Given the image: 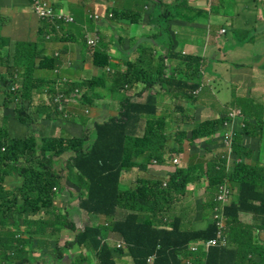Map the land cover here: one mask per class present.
<instances>
[{
	"label": "trees",
	"instance_id": "trees-1",
	"mask_svg": "<svg viewBox=\"0 0 264 264\" xmlns=\"http://www.w3.org/2000/svg\"><path fill=\"white\" fill-rule=\"evenodd\" d=\"M152 1L164 9L159 12L158 19L180 21L175 9L184 0H176L175 4ZM113 14L116 18L129 19L132 23L135 21L130 12ZM153 24L151 22V28ZM159 33L162 40H167L161 29ZM170 44V40L165 44L158 43L162 52L158 59L159 72L155 77L149 75L150 70L144 67L143 60L139 59L138 64L124 62L126 71L122 72L105 49L92 50V62L102 71V75L96 77L97 84L93 89L100 83L107 84L112 74H121L114 78L110 95V98H119L118 114L105 121H96L92 137L86 133L73 138H38L35 133H31L22 138H13L0 128V264H66L65 254L83 246L94 253L100 264H117L115 252H127L135 264H150L147 258L153 253H157L153 264H186L181 256L192 259L188 264H264V245L259 246L264 241L256 234L264 229V165L259 161L247 164L243 157L247 151L251 152L243 144L244 138L255 137V132L261 131L263 120L252 119L248 110L245 109L246 118L240 125L241 129H236L231 154L223 142L220 145L224 152L210 157L206 155L213 151L199 152L193 149L189 154V165L168 173L166 184L164 179L158 178L153 183H143L140 188L138 185L131 189L121 188L125 174L142 168L141 157H157L160 163H164L170 143L166 118L157 116L158 94H151L150 90L155 85H159L162 90L174 85L198 93L202 87L200 81L177 80V74L167 64L166 54L172 51ZM150 54L155 57L153 49ZM52 61L45 57L39 63ZM180 61L191 67L195 64L200 72V58L184 56ZM137 83L144 87L135 99L118 89L129 88ZM80 87L86 88L85 83H72L69 89ZM22 88L24 91H20L19 86L16 93H10L13 101L16 96H21L20 101L29 97L26 91L27 78H24ZM61 88L46 106L54 108L55 114L65 115L67 110L64 107L60 109L55 101L58 97H70ZM22 110V104L14 110L18 122L26 126L34 123L27 122L29 115ZM227 119L222 115L217 119L198 122L188 132L177 136L183 137L192 147L197 139H207L202 146H212L216 141L213 140L214 135L223 132ZM65 154L71 156L65 159L62 157ZM58 160H63L65 164V176L55 169ZM9 174H16L23 181L16 190L4 188V177ZM203 177L208 181L207 190H217L214 208L220 206V186L227 185L231 190L232 200L224 206L226 219L222 235L226 244L211 246L206 252H191L188 256L184 253L189 251L191 242L216 237L217 221L213 220L199 229H183L182 219L178 217L168 225H162V222L172 212L176 196L184 195L190 184L200 182ZM63 179L66 180L65 184ZM65 194L72 199L64 205ZM72 207L95 217L113 219L117 215L125 216L112 221L108 226L110 229L92 223L78 228L68 220L66 214L67 209ZM241 212L250 213L260 225L243 223ZM62 228L70 229L75 234L60 245L55 235ZM49 229H52L50 235L47 234ZM108 230L118 234L128 249L110 245L105 240ZM86 262V257L77 256L73 264Z\"/></svg>",
	"mask_w": 264,
	"mask_h": 264
},
{
	"label": "crops",
	"instance_id": "crops-1",
	"mask_svg": "<svg viewBox=\"0 0 264 264\" xmlns=\"http://www.w3.org/2000/svg\"><path fill=\"white\" fill-rule=\"evenodd\" d=\"M54 5L55 8H64L63 10L70 13L75 18L74 23H54L48 24L45 21H39V23L32 28V43L39 46V49L31 51V49H24L21 47L22 44H16V42L10 38L12 30L17 26V24H12L14 20L18 18H25L30 13L34 15L29 8V0H0V88L9 93L10 88L14 85L20 86V91L24 78L28 80L29 89L37 85L40 82L54 84V79L62 76L68 81L71 78H79L78 74L72 75L77 70L66 69V62H71V60H77L78 56L84 51L86 52L88 58L92 57L90 48L87 45V39L93 38L94 35L100 37V41L97 47L100 45L108 46L111 50L110 44L114 40H119L123 44V48L126 46L127 41L135 45L134 49L127 52L125 59L131 61L143 60V65L154 73V77L159 72L158 59L162 52V48L158 46V43L165 44L167 40L161 39V34L159 30L160 26L155 23L158 22V15L163 7L157 5L156 10L151 7L152 0H48ZM164 4H175L176 0H162ZM254 2L250 6V10L246 15L244 13L245 24L251 25L255 32L251 43L240 45L234 43L226 49V44H219L218 42H212V55L207 58L212 61V69L201 70L202 74V87L198 90L194 101L193 108L198 111L199 117L206 116L204 119L199 121H205L207 119H217L222 115H228L229 109L234 108L242 111L241 124L245 121V109L251 114L252 119L261 118L263 123L261 124V131H254L256 136L249 137L251 140L256 142V145H252L247 154H243L244 162L247 164L257 163L258 161L264 165V4H258L261 0ZM203 4V2H201ZM148 4L149 7L146 8L149 12H152L155 16L154 20L148 22L147 26H141L140 30H133L129 24L120 23L114 18L108 20L104 23L88 24L85 19H89V15L96 11H101L104 6H107L109 11L113 13L114 9H119L120 12L128 11L134 14H142L145 12L144 6ZM260 5V6H258ZM176 15L180 19L185 17V13L180 6L175 9ZM250 13V14H249ZM34 17H36L34 15ZM27 19V18H25ZM37 19V17H36ZM109 19V18H108ZM151 22L154 23L151 28ZM26 22H21V24ZM181 30L178 32V36L174 37L176 45L174 43L170 44L171 52L167 53L168 56L167 64L170 65L171 70H173L177 77L183 75L188 76L195 72L196 65L193 67L184 64L180 61V58L184 56H192L200 58L202 60L203 45L191 43L190 39L184 35V21H181ZM25 26L21 25L19 28L23 29ZM222 30V29H221ZM216 40V39H215ZM176 47V48H175ZM175 48V50H174ZM155 51V57L150 54L151 50ZM59 53L60 57H54L55 54ZM4 57L7 61H17L21 62L19 66L12 67L7 66L4 69L2 64H6ZM48 58L53 60L54 63L59 66V72L56 73L51 70H38L36 69V64L41 58ZM30 58V59H29ZM206 58V59H207ZM114 63H116L119 69L123 72V65L126 62L121 59V56H113ZM93 64V63H92ZM71 70V71H70ZM70 71V72H69ZM97 71V70H96ZM69 72V74H67ZM98 72V71H97ZM79 73V72H78ZM100 73V72H99ZM72 75V76H71ZM98 76V75H97ZM0 90V91H1ZM2 92V91H1ZM5 95V94H4ZM99 95V94H98ZM91 96H94L93 92L91 94H86L82 102L77 105L71 106L67 110L68 117L59 113L55 114L53 112L54 108L46 106L47 104H38L32 106L33 114L27 122L34 121L29 127H31V133L34 131L37 137L46 138H73L74 136H81L83 134H89L92 137L93 125L96 121H105L109 118L116 116L117 109L119 108L118 98H110L106 95L108 101L99 102L97 104L89 105L88 102L91 100ZM98 97H101L100 95ZM87 99H89L87 101ZM8 105L5 96L0 100V108H4ZM107 105V108H103ZM51 108V110H50ZM183 109V108H181ZM223 109L225 111H223ZM11 122L8 118L0 120V128L4 129L5 126H11ZM78 123V124H77ZM240 124V123H239ZM237 125L239 128L240 125ZM7 131V130H6ZM140 128L138 133L140 134ZM8 133V131H7ZM261 135L259 136V134ZM9 136V133H8ZM208 141L204 139V143ZM216 144V142H215ZM220 144V143H219ZM259 145V146H257ZM210 148V147H208ZM208 153L206 157H210L213 154L224 152L221 148H213L207 150ZM190 149L188 145H184L182 163L184 167L188 166L190 163ZM146 156L141 157L140 162L145 159ZM65 164L63 160H58L55 169L61 175L66 174L64 170ZM173 167L169 164L162 167L165 173H170ZM5 177L4 188L6 190L12 191L16 190L18 187L12 188L10 186L8 177ZM141 176L140 171H131L124 175L122 183L127 184L131 182H136ZM65 179H63V184H65ZM168 179H164V183ZM200 184H190L188 187V192L185 196V200L192 196L191 190L198 189L197 193H194V199L196 206L199 204V200H204L206 203L215 202V195L217 190H207L208 181L205 177L201 179ZM73 189L72 187H70ZM74 190V189H73ZM72 199L68 195L63 196L64 205ZM179 201V200H178ZM178 201L175 203L177 204ZM68 205V204H67ZM190 217L194 213V205H189ZM66 214L68 215V220L74 223L78 227L79 217L87 218L90 223L93 220H100L105 217L91 216L82 209L76 207L68 208ZM109 221L111 219H108ZM87 224V223H86ZM85 224V225H86ZM163 225V223H162ZM183 225V219L182 224ZM79 228V227H78ZM67 228H62L55 237L60 240V245H63L66 239H72L73 236L69 234ZM52 229L47 232L48 235L51 234ZM117 236V238H116ZM105 239L112 246L115 245L118 239H121L118 234L114 232H107ZM190 250L185 252V255H190ZM65 263L73 264L74 254L69 250L65 254ZM71 256V257H70ZM95 256V255H94ZM182 261L188 264L189 260L187 257H182ZM117 264H134L131 257L121 258L120 261H116ZM56 264V262L48 263ZM200 264V263H194Z\"/></svg>",
	"mask_w": 264,
	"mask_h": 264
},
{
	"label": "rangeland",
	"instance_id": "rangeland-1",
	"mask_svg": "<svg viewBox=\"0 0 264 264\" xmlns=\"http://www.w3.org/2000/svg\"><path fill=\"white\" fill-rule=\"evenodd\" d=\"M48 1V0H46ZM49 2V1H48ZM203 2V4L201 3ZM256 3L258 1L253 0H184L183 3H181V8L183 9L185 13L184 18H180V21L177 22L174 19H162L159 18L158 22L155 24L160 26L161 31L164 32V36L167 40H170L171 43H174L176 45V41L174 40V37L178 36L179 30H181L182 25L180 24L181 21H184V35L187 36L190 39L191 43L195 44H202L204 45L202 47L203 53H202V60L200 67H199V73L198 68L195 67V72L191 73L188 76H185L182 73L181 76L177 77V80L183 79V80H190V81H200L202 82V74L201 70L204 69H212V61L211 59L207 58L208 56H214L212 55V42H218L219 44H226L225 48L229 49L231 45L234 43H238L240 45L251 43V40L253 36L255 35V32L253 30V27L251 25H246L244 22L246 21L244 18V13L249 12L250 6L253 3ZM264 3V0L259 1L258 4ZM50 3V2H49ZM31 4V3H30ZM50 5H53L50 3ZM54 6V5H53ZM157 5L155 3H151V7L156 10ZM260 6V5H258ZM149 5L146 4L144 6L145 12L142 14H137L136 12L134 14H131L135 17L134 23L129 21V19H122V18H116L113 13L109 11L107 6H104L101 11H96L93 14L89 15V19L86 18L85 21L88 24L95 23H104L108 21L107 14L109 16L114 17L115 20H117L120 23L129 24L130 27L133 30H140L141 26H147L148 22L151 20H154L155 17H153V13L146 10ZM264 7V4L262 5ZM30 11H31V5H29ZM64 8H57L55 10L56 14H59L60 12L62 14H67L71 19H73L72 22H75L74 16H72L70 13L63 10ZM161 8H159L158 12ZM114 12H120L119 9H114ZM173 13H175L174 10H171ZM32 12V11H31ZM128 12V11H123ZM161 12H163L161 10ZM33 13V12H32ZM34 14V13H33ZM250 14V13H249ZM35 15V14H34ZM30 13L28 15L27 19L18 18L17 20H14L12 24H17L18 27L14 28L12 30V34L10 35V38H12L16 44H22L21 47L28 50L31 49V51H37L39 49V46L34 45L31 41L32 39V28L36 26L39 21L36 19ZM179 19V18H178ZM45 21L49 22L50 24L59 23L56 21H51L48 19H44ZM21 22H26L22 23ZM24 25L25 27L23 29L19 28V26ZM222 29V30H221ZM223 30L226 32L223 33ZM93 38L96 39V44L91 47L95 48L97 47L98 41H100V37L98 35H94ZM216 39V40H215ZM212 41V42H211ZM111 50L108 49V46L100 45L97 49H105L106 52L110 54V57L115 56H121V59L125 61H129L132 63L138 64L137 60L131 61L129 59H125L124 56H127V52L132 49H134L135 45L131 44L130 41H127L126 46L123 48V44L120 43L119 40H114L112 44H110ZM92 52V50H90ZM159 54H161V51H159ZM92 55V54H91ZM54 57H60V54L57 53L54 55ZM207 58V59H206ZM5 63L2 64L4 69H7V66L17 67L20 65L21 62H11L7 61V58L4 57ZM92 57L88 58L86 52L84 51L82 54H80L77 58V60H71V62H66V69L71 70H77L74 74H78L79 78H71L69 81L59 76L54 79V84L44 83L40 82L37 85L33 86V88L29 89V86L27 88L28 96L27 98H24L22 101H20L21 96H16V99L13 101L10 97V93L3 88L0 91V100L3 96H5L8 105L4 108H0V120L4 118H8L12 123L11 126H5L3 130H7L9 133V137L13 138H22L28 135H31V128L29 126H26L24 124H20L18 122V117L16 115V112H14L15 109H19V105H23V110L27 113H29L30 117L33 114V108L32 106L38 105V104H47L50 102L51 98L55 94V92L60 89L68 93L70 97H66L63 99L62 104L64 109L68 110L71 106L77 105L83 100V96L86 94H91L93 92L94 96H91V100H89L88 104H97L99 102H107L108 99L106 98V95L110 97L112 93L111 85L114 81V78L119 77L121 74H112L107 84H102L96 86V88L93 89V87L97 84L96 77L97 75H102V71L96 68L94 64H92ZM36 69L38 70H51L56 73L59 72L58 67L59 65L52 62L43 63L40 65L38 62L36 64ZM123 72L126 71V64L123 65ZM192 68V67H191ZM70 70V71H71ZM98 72H97V71ZM69 71V72H70ZM69 72L67 74H69ZM79 72V73H78ZM100 72V73H99ZM71 75V76H72ZM149 75L154 77V73L149 72ZM75 82H83L85 83V87L80 88H74L69 89L70 84ZM64 86V87H63ZM144 85L141 83H137L132 87L129 88H118L122 89L126 95L131 96L133 99H135L136 95L140 93L143 90ZM91 90H89V89ZM151 94H158V103H157V116L159 117H165L167 121V133L170 138V143L167 146V153L165 155L164 163H160L159 159L157 157H151L148 158L147 156L145 159H143L140 163L142 164V168L138 171L141 172V176L137 179L136 183L132 184H121L122 189H131L135 185H138V188L143 186V183L149 182L153 183L158 178L162 179H168V174L165 173L162 170V167L169 164L173 167L172 171L177 167L173 164L174 158H178L182 160L184 158L183 149L184 145H188L190 151L194 149L199 150V152H206L207 150H211L213 148H220L221 145L219 144L223 140V136L218 133L215 134L213 137V140H216V144H213L212 146L206 145L202 146L204 143V139H197L194 143V146L192 147L187 140H184L183 137L177 136L179 133L188 132L191 128H194V126L201 119H204L206 116L199 117L198 111L193 108V101L197 94L195 90L192 89H180L176 86H171L169 89L162 90L159 85H155L151 90ZM5 94V95H4ZM101 97H98L99 95ZM118 98V97H117ZM119 100V98H118ZM88 101V100H87ZM120 102V101H119ZM103 108H107V105H104ZM183 108V109H181ZM230 111H233L234 108H230ZM223 111H225L223 109ZM229 111V112H230ZM238 111V110H236ZM68 116V114H65V117ZM240 124L241 120L239 119ZM78 124V123H77ZM144 124V121H143ZM2 129V128H1ZM32 133H35L34 131ZM236 134V133H235ZM84 135V134H83ZM81 135V136H83ZM92 136H94V132L92 133ZM41 137V136H40ZM38 137V138H40ZM74 137H80V136H74ZM243 144L249 148H252V145H256V142L251 140L250 138H244ZM259 146V145H257ZM71 156V154H65L62 157L68 158ZM10 186L12 188L18 187L22 185L23 181L21 178H19L16 174L10 175L8 177ZM5 181V177H4ZM200 184V183H196ZM189 187V186H188ZM187 187V190L184 195H178L176 196V200L178 203H174L172 212L168 213V215L163 219V225H168L169 222L178 217L183 219V229H199L204 228L207 224L212 222L215 218H220L222 215L221 210H215L214 204L211 202L209 205L204 200H199V204L196 206V202L194 199V193L198 192V189H192L191 193L192 196L185 200V196L187 192L189 191ZM226 192L222 194L224 197ZM234 199V196H233ZM192 204L195 207L194 213H192V217H190V209L189 205ZM203 206H206V208H203ZM130 212V211H129ZM125 216V214L117 215L110 221L105 217L100 220H93V225L98 226H106L108 227L110 223L114 220L122 219ZM99 217V216H97ZM104 217V216H103ZM78 221V227H83L86 223L90 224V221L87 218H83L82 216L79 217ZM241 220L243 223L248 225H260L259 222H257L254 217L247 212H241ZM225 227V225L223 226ZM109 228V227H108ZM110 229V228H109ZM71 236H74L75 232L71 231L70 229L67 230ZM111 232L110 230H108ZM116 234V233H114ZM258 235V238L261 241H264V229H260V233L256 232ZM117 235V234H116ZM117 238V236H116ZM69 240V239H66ZM264 245V243H261L259 246ZM117 248H123L128 249L127 246L124 244V241L122 239H118L117 242L114 245ZM72 254H74L75 258L78 256L86 257L87 262L85 264H100L99 260L94 256V253L89 251L86 247H76L70 250ZM124 257H131L127 252H115V261H120L121 258ZM132 258V257H131ZM258 260H261V257L257 258ZM133 260V259H132ZM134 262V261H133ZM117 263V262H116ZM43 264V263H41ZM48 264V263H46ZM135 264V263H134ZM194 264V263H190Z\"/></svg>",
	"mask_w": 264,
	"mask_h": 264
},
{
	"label": "built area",
	"instance_id": "built-area-1",
	"mask_svg": "<svg viewBox=\"0 0 264 264\" xmlns=\"http://www.w3.org/2000/svg\"><path fill=\"white\" fill-rule=\"evenodd\" d=\"M31 1V11L35 14L38 20L45 21L44 19H48L51 21H56V22H63V23H73V19H71L67 14H62L61 12L59 14L55 13L56 8L53 5H50V3L46 0H30ZM109 18L113 17L109 16ZM47 22V21H45ZM49 23V22H47ZM50 24V23H49ZM88 46L91 48L96 44V39L95 38H89L87 40ZM19 90L18 85H14L10 88V92L16 93ZM59 98V97H58ZM55 98V101L58 103L60 109L63 108L62 101L64 98L58 99ZM242 118V113L240 111H230L228 114V119L225 122V128L226 131L222 134L223 136V144L224 147L227 149L229 154L232 152V144L233 140L235 137V119H240ZM173 163L177 167H182L183 163L182 160L178 158H174ZM226 192L225 196L223 197L222 194ZM232 200V193L231 190L227 185H222L219 188L218 191V201L220 202L219 207H215V210H221L222 215L220 218H215L214 220L217 221L218 225V231L216 237L210 238V239H200L196 240L190 243L189 245V250L191 252H197L199 250H204L207 251L209 247L215 246V245H225L226 240L223 237L222 233L225 230V219L226 217L224 216V206L228 205ZM124 244L126 245V242L124 241ZM157 253L151 254L148 258L147 261L150 264L154 263V259H156Z\"/></svg>",
	"mask_w": 264,
	"mask_h": 264
},
{
	"label": "clouds",
	"instance_id": "clouds-1",
	"mask_svg": "<svg viewBox=\"0 0 264 264\" xmlns=\"http://www.w3.org/2000/svg\"><path fill=\"white\" fill-rule=\"evenodd\" d=\"M57 9V8H56ZM107 16H108V14H107ZM108 18V17H107ZM74 23V22H73ZM88 40V39H87ZM99 42V41H98ZM88 45V44H87ZM89 47V46H88ZM90 48V47H89ZM96 48V47H95ZM95 48H90L91 50H93V49H95ZM234 110H237V109H234ZM238 111H240L241 113H242V111L241 110H238ZM230 113V112H229ZM228 113V114H229ZM226 117L228 118V115H226ZM241 119H243V118H240V120ZM227 121V120H226ZM225 121V122H226ZM225 122H224V124H225ZM240 123V121H239V119H235V133H237L236 132V129H237V125ZM239 125H241V124H239ZM238 129H241V127L239 126V128ZM226 131V128H225V125H224V130H223V132H221L220 134L222 135L224 132ZM235 136H236V134H235ZM235 138V137H234ZM222 142V141H221ZM3 150V149H2ZM182 167H184V165H182ZM177 168H180V167H177ZM169 227V226H168ZM81 228H83V227H81ZM170 228V227H169ZM106 240V239H105ZM200 240V239H199ZM107 241V240H106ZM127 246V245H126ZM200 251V250H199ZM199 251H197V252H199ZM202 251H204V250H202ZM191 252V251H190ZM206 252V251H205ZM193 253H196V252H193ZM36 255H39L38 253H36Z\"/></svg>",
	"mask_w": 264,
	"mask_h": 264
},
{
	"label": "water",
	"instance_id": "water-1",
	"mask_svg": "<svg viewBox=\"0 0 264 264\" xmlns=\"http://www.w3.org/2000/svg\"><path fill=\"white\" fill-rule=\"evenodd\" d=\"M173 164H174V163H173ZM176 168H177V167H176ZM176 168H175V169H176ZM175 169H174V170H175ZM174 170H173V171H174ZM110 245H111V244H110ZM113 246H114V245H113Z\"/></svg>",
	"mask_w": 264,
	"mask_h": 264
}]
</instances>
